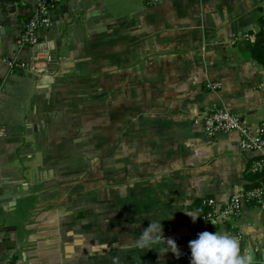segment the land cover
Listing matches in <instances>:
<instances>
[{"label": "crops", "instance_id": "1", "mask_svg": "<svg viewBox=\"0 0 264 264\" xmlns=\"http://www.w3.org/2000/svg\"><path fill=\"white\" fill-rule=\"evenodd\" d=\"M34 6L0 0V264H190L201 198L225 202L247 187L259 155L239 149L237 132L209 136L194 118L224 108L253 127L264 120V66L252 55L264 0H52L35 47L53 55L48 72L10 70L7 59L31 57L19 35ZM86 103L90 135L69 122ZM87 140L90 212L58 164ZM14 187L25 193L2 198ZM151 221L179 258L135 246ZM210 232L264 260L262 208L244 205Z\"/></svg>", "mask_w": 264, "mask_h": 264}, {"label": "built area", "instance_id": "2", "mask_svg": "<svg viewBox=\"0 0 264 264\" xmlns=\"http://www.w3.org/2000/svg\"><path fill=\"white\" fill-rule=\"evenodd\" d=\"M52 0H35L32 13L27 18L24 28L19 35V41L32 49L29 61L7 59V64L12 70L20 68L34 74L47 73V64L54 60L49 51H39L35 47L40 44V32L47 29L51 22L48 15ZM264 20V14H263ZM245 40L253 39L250 33H243ZM206 87L216 90L221 87L219 81H208ZM194 122L198 123L204 132L209 136L218 133L237 132L238 146L243 152H258L247 170L250 173L264 171V120L257 127L247 125L238 114L232 113L224 108H213L202 111ZM5 129L0 126V136H3ZM257 185L242 187L237 192L230 194L225 202H218L215 198L207 196L201 198L203 211L199 216V226L203 231H212L218 226H223L236 219L241 214L244 205H254L264 210V181L257 178ZM216 224H212L211 221ZM264 264V260L261 262Z\"/></svg>", "mask_w": 264, "mask_h": 264}, {"label": "clouds", "instance_id": "3", "mask_svg": "<svg viewBox=\"0 0 264 264\" xmlns=\"http://www.w3.org/2000/svg\"><path fill=\"white\" fill-rule=\"evenodd\" d=\"M187 214L194 222L198 217L192 213ZM210 221L216 224L215 221ZM157 245L161 246L157 247ZM135 246L142 250L155 247L162 255L170 250L177 258L181 255L176 242L172 238L166 239L163 236L161 222L151 221L137 238ZM189 247L191 249L190 264H253L252 255L241 254L239 241L227 234L203 231L198 234L197 239L189 242Z\"/></svg>", "mask_w": 264, "mask_h": 264}, {"label": "rangeland", "instance_id": "4", "mask_svg": "<svg viewBox=\"0 0 264 264\" xmlns=\"http://www.w3.org/2000/svg\"><path fill=\"white\" fill-rule=\"evenodd\" d=\"M91 103H86L83 109L84 118L78 120H69L72 123L73 127L80 126L83 134L90 135L92 118L90 117ZM90 141V140H89ZM87 140V143H83V146L77 147L72 153L69 155L70 157L63 162H59L60 168L59 173L62 176H66L68 180V192L70 194H77L76 196L81 197L84 196V204H79V206H84L86 212H90L92 206L91 200V191L93 187L92 183V159H91V145ZM71 151V150H70ZM80 200L78 199V202ZM95 210V208H94ZM90 220V219H89ZM90 264V263H88Z\"/></svg>", "mask_w": 264, "mask_h": 264}, {"label": "trees", "instance_id": "5", "mask_svg": "<svg viewBox=\"0 0 264 264\" xmlns=\"http://www.w3.org/2000/svg\"><path fill=\"white\" fill-rule=\"evenodd\" d=\"M252 55L262 66H264V30H260L256 34V38L252 46ZM246 177L249 181H251L247 187H251L259 183L257 178H261V180L264 181V171L259 173L249 172L246 174Z\"/></svg>", "mask_w": 264, "mask_h": 264}, {"label": "water", "instance_id": "6", "mask_svg": "<svg viewBox=\"0 0 264 264\" xmlns=\"http://www.w3.org/2000/svg\"><path fill=\"white\" fill-rule=\"evenodd\" d=\"M24 190H27V187L25 186L23 188ZM25 192H20L18 191L15 187L14 188H9L7 190L4 191V194L2 195V198H19L20 196H22ZM14 205V201H10L8 203V206H13ZM68 251L71 250V246H68V248L66 249Z\"/></svg>", "mask_w": 264, "mask_h": 264}]
</instances>
